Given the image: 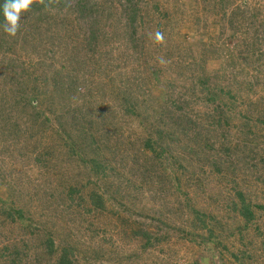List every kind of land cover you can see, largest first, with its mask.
I'll use <instances>...</instances> for the list:
<instances>
[{"label": "rangeland", "instance_id": "obj_1", "mask_svg": "<svg viewBox=\"0 0 264 264\" xmlns=\"http://www.w3.org/2000/svg\"><path fill=\"white\" fill-rule=\"evenodd\" d=\"M3 22L0 264H264V0Z\"/></svg>", "mask_w": 264, "mask_h": 264}, {"label": "clouds", "instance_id": "obj_2", "mask_svg": "<svg viewBox=\"0 0 264 264\" xmlns=\"http://www.w3.org/2000/svg\"><path fill=\"white\" fill-rule=\"evenodd\" d=\"M41 3L44 0H40ZM34 3V0H5L2 5L3 11V31L11 37H14L20 27L21 14L30 9L31 5ZM151 38V37H150ZM154 40L156 43H163L164 34L157 30L154 34ZM161 64H165L166 61L163 58H159Z\"/></svg>", "mask_w": 264, "mask_h": 264}, {"label": "trees", "instance_id": "obj_3", "mask_svg": "<svg viewBox=\"0 0 264 264\" xmlns=\"http://www.w3.org/2000/svg\"><path fill=\"white\" fill-rule=\"evenodd\" d=\"M129 1L130 0H128V2ZM130 10L131 11H129V10L127 11L128 19H127V22H126V26L132 25V23H134L136 11L134 9H132V8ZM2 18H3V12L0 11V19L2 20ZM239 213L242 216V218L251 219V217H252V212H251V210L249 209V207L247 205L246 206L242 205ZM16 260L17 259H14L12 257V255H11V257L9 256L7 263L10 262V264H14ZM59 262H61V261H59Z\"/></svg>", "mask_w": 264, "mask_h": 264}]
</instances>
